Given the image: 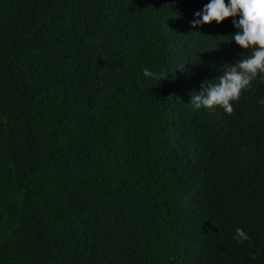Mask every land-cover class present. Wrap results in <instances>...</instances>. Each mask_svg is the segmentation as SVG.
Here are the masks:
<instances>
[{
    "label": "trees",
    "instance_id": "1",
    "mask_svg": "<svg viewBox=\"0 0 264 264\" xmlns=\"http://www.w3.org/2000/svg\"><path fill=\"white\" fill-rule=\"evenodd\" d=\"M207 3L0 0V264H264V79L192 109L251 51Z\"/></svg>",
    "mask_w": 264,
    "mask_h": 264
},
{
    "label": "clouds",
    "instance_id": "2",
    "mask_svg": "<svg viewBox=\"0 0 264 264\" xmlns=\"http://www.w3.org/2000/svg\"><path fill=\"white\" fill-rule=\"evenodd\" d=\"M228 18L232 19L236 29L231 41L241 49L251 50L250 54L226 63L227 67L224 64L218 78L205 81L201 91L191 94L189 104L194 111L219 106L231 114L234 110L232 102L237 101L258 76L264 79V0H209L202 11L194 14L191 27L195 29L213 21L220 24ZM167 76L163 71L143 69V77L147 79L163 80ZM233 238L241 243L250 239L241 228L235 230Z\"/></svg>",
    "mask_w": 264,
    "mask_h": 264
}]
</instances>
